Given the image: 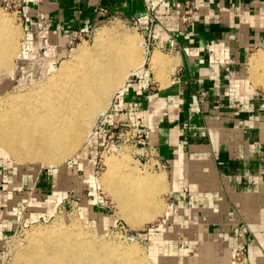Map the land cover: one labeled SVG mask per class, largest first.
Masks as SVG:
<instances>
[{"label": "crops", "instance_id": "0c3cea01", "mask_svg": "<svg viewBox=\"0 0 264 264\" xmlns=\"http://www.w3.org/2000/svg\"><path fill=\"white\" fill-rule=\"evenodd\" d=\"M195 1L199 11L188 26L180 18L184 0H25L24 10L27 28L41 29L58 46V59L74 38L87 36L109 16L137 18L147 43L149 20L157 19L164 48L149 49V62L112 101L93 143L103 145L117 122L138 123L145 149L154 148L166 164L170 196L178 204H170L172 216L166 215L160 230L175 213L178 230L183 221L198 228V250L186 264H233L235 248L244 241L235 229L243 222L251 227L245 236L250 262L264 264V99L245 76L250 51L264 48V0ZM83 159L81 154L73 165L84 166ZM36 176L25 172L19 183L4 187L0 252L21 221L15 213L32 222L53 208L50 177Z\"/></svg>", "mask_w": 264, "mask_h": 264}, {"label": "bare ground", "instance_id": "6f19581e", "mask_svg": "<svg viewBox=\"0 0 264 264\" xmlns=\"http://www.w3.org/2000/svg\"><path fill=\"white\" fill-rule=\"evenodd\" d=\"M11 18L0 10V74L14 73L18 29ZM98 35L93 49L79 45L71 59L43 73L44 80L27 93L10 95L7 104L0 102V150L18 165H61L106 115L130 76L144 68L147 50L136 35L109 29ZM250 60L251 77L264 86V53L257 51ZM106 163L104 187L129 225L152 221L166 210L163 202L149 199L167 188L164 172L151 176L130 168L127 155L108 156ZM29 236L25 248L15 254L18 264H152L135 245L99 242L73 226L38 227Z\"/></svg>", "mask_w": 264, "mask_h": 264}, {"label": "rangeland", "instance_id": "374dc122", "mask_svg": "<svg viewBox=\"0 0 264 264\" xmlns=\"http://www.w3.org/2000/svg\"><path fill=\"white\" fill-rule=\"evenodd\" d=\"M19 1L22 6L18 10L15 5ZM24 9L25 0H0L1 12L12 17L14 27L20 31L18 33L16 29L17 50L12 59L14 73L13 75L4 72L0 74L1 103L4 100L3 103L7 104L10 95L21 93L24 95L25 92L27 93L34 83L44 80L42 77L46 74L45 72L48 73L52 68L58 69L64 60L71 59L73 50L79 45H86L93 49L99 36L98 33L104 29H109L116 34L131 33L136 35L142 49L146 50L147 42L144 35L132 22L124 17L109 16L105 21L97 24L89 33V36L74 38L67 55L62 59H58L57 49L55 50L57 45L49 43L41 34V29L37 32V30L30 31L27 28ZM257 51L264 53V48H253L250 51L245 65V76L250 88L255 92H259L261 95L259 97L262 100L264 99V86L260 82V84H256L251 77L252 62L250 59ZM158 52L161 57H164L160 51ZM152 53V51L150 53L146 51V62H149ZM160 74L156 79H161ZM103 118L104 116L101 120ZM101 120L94 128L95 130L100 126ZM94 129L78 150L56 167H42L39 163L34 162L18 165L11 157L0 150V210L4 211H1L3 214L1 216L6 215L4 204L8 202L4 187L12 185V181L19 183L25 172L31 176L37 175L39 177L43 175L45 178L50 177V185L52 190L54 189V198L51 199L53 201L51 205L54 209L52 208L51 212L50 210L49 212H47L48 210L44 211L43 217L39 221H25L22 220L25 214L15 213V217H18V219L21 217V221L17 222L18 226L15 223L14 228L11 229L12 231L8 232L9 236L4 239V246L0 252V264H18L15 262V254L25 248L29 235L38 227L45 228L55 224L81 228L91 238L99 242L120 243L128 247L135 245L140 249V255L149 257L152 264H174L178 261L186 264L190 260L189 256L191 257L195 251L197 253L198 248L193 245V235L196 234L198 228L194 230L191 224L183 221L181 223L182 227L178 230L177 222L180 219L177 213H175V218L167 223L166 230H160L159 225L165 220L166 215L169 216L166 211L171 212L170 204H174L175 207L178 204L170 196L173 188L172 184L170 185L171 175L169 171H166L165 167L159 168L156 165L160 159L157 151L154 148L151 150L145 149L147 145L143 147L135 146L131 143H125L121 139H115V143L120 144L116 150H110L111 145H108V142L111 144V140L97 147L93 143ZM81 154L85 158V160L83 159L84 166L83 164L81 166L73 165L74 160L78 159ZM113 155L117 157L127 155L129 158L128 167H138L141 172L149 173L151 176L164 172L167 188L149 196L152 202L155 200L163 202L164 210L166 209L156 219L134 227L129 225L130 223L119 213L116 201L103 183L104 175L108 169L106 158ZM60 181L64 183V187L59 188ZM58 196H60L59 201ZM25 211L28 214L34 212ZM172 213L173 210L170 213L171 216ZM34 214L40 215L39 212H34ZM239 226L247 228L246 236L249 238L251 227L246 222L241 223ZM161 235L164 236L163 239ZM233 264H237L235 258ZM239 264H252L249 258V247L247 260L243 263L239 262Z\"/></svg>", "mask_w": 264, "mask_h": 264}, {"label": "built area", "instance_id": "2783aa9c", "mask_svg": "<svg viewBox=\"0 0 264 264\" xmlns=\"http://www.w3.org/2000/svg\"><path fill=\"white\" fill-rule=\"evenodd\" d=\"M22 6V3L19 1L18 4L15 5L17 9L19 10ZM180 18L182 19V22L185 26H188L191 24L195 17L197 12L199 11V7L196 4L195 0H184V5L180 10ZM129 22H132L136 28L140 30V22L137 18H127ZM150 28L147 32L146 38L148 39V43H146V50L149 51V49L159 47V48H164V45L162 44L161 41L158 40L156 36V28L158 26L157 19L155 17H151L149 20ZM89 36V33L87 34ZM103 119L100 122V126L102 125ZM99 127L97 128V130ZM95 130V132L97 131ZM115 139L118 140H123L125 143H131L134 144L135 146H145L146 145V136L145 133L142 132L139 129L138 123H132L130 121H121L117 122L113 126L110 127L109 131L107 132V135L105 137V142H108V140L112 141L110 146V150H116L120 144L115 143ZM103 143V144H104ZM107 145V146H108ZM153 149V148H151ZM150 149V150H151ZM155 150V149H154ZM159 158V157H158ZM158 164H156L159 168L165 167V163L159 159ZM264 179V175H263ZM236 233L240 238H243L244 241L239 243L238 246L235 249L234 252V258L236 260V263L239 264V262H244L247 260V253H248V243L245 241V236L247 234V228H241L238 226L236 229Z\"/></svg>", "mask_w": 264, "mask_h": 264}]
</instances>
